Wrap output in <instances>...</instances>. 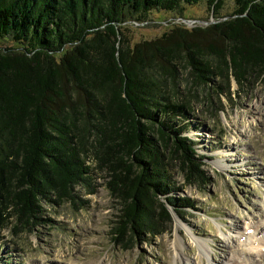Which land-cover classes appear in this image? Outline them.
<instances>
[{"label": "trees", "instance_id": "16d2710c", "mask_svg": "<svg viewBox=\"0 0 264 264\" xmlns=\"http://www.w3.org/2000/svg\"><path fill=\"white\" fill-rule=\"evenodd\" d=\"M228 1L214 24L132 45L128 21L200 3L218 14L224 0H0V233L34 225L41 202H75L78 186L94 194L101 175L121 207L115 243L165 233L166 204L193 207L172 196L174 171L207 181L184 136L193 103L211 77L241 87L264 71V0Z\"/></svg>", "mask_w": 264, "mask_h": 264}, {"label": "rangeland", "instance_id": "374dc122", "mask_svg": "<svg viewBox=\"0 0 264 264\" xmlns=\"http://www.w3.org/2000/svg\"><path fill=\"white\" fill-rule=\"evenodd\" d=\"M233 11L228 0L218 14L200 3L185 6L181 16L152 12L145 22L124 26L133 45L178 26L207 27ZM211 79L214 91L193 103L184 122L207 181L187 185L173 172V198L193 207L176 214L166 204L172 221L165 233L113 242L121 207L101 175L92 182L94 194L78 186L75 202H41L34 225L3 230L0 264H264V71L252 72L241 87L232 78Z\"/></svg>", "mask_w": 264, "mask_h": 264}, {"label": "bare ground", "instance_id": "6f19581e", "mask_svg": "<svg viewBox=\"0 0 264 264\" xmlns=\"http://www.w3.org/2000/svg\"><path fill=\"white\" fill-rule=\"evenodd\" d=\"M175 246L178 247V248H176V250H178V252H179V250H180V245H179V244H176ZM254 249H255V247H253V246L250 247V250H254ZM177 256L179 257V253L177 254ZM181 256H182V255H181ZM185 262L187 263L188 261L185 260Z\"/></svg>", "mask_w": 264, "mask_h": 264}]
</instances>
